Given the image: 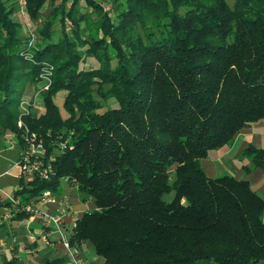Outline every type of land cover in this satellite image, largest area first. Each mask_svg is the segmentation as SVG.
<instances>
[{
  "label": "trees",
  "instance_id": "1",
  "mask_svg": "<svg viewBox=\"0 0 264 264\" xmlns=\"http://www.w3.org/2000/svg\"><path fill=\"white\" fill-rule=\"evenodd\" d=\"M100 1L110 10L94 0H0L1 133L22 150L33 133L53 157L47 179L20 176L12 196L57 194L66 180L94 206L69 242L90 245L103 264H264V197L200 165L264 120V0ZM46 65L43 107L25 113V90ZM108 101L116 106L99 112ZM241 157L246 173L264 169V149Z\"/></svg>",
  "mask_w": 264,
  "mask_h": 264
},
{
  "label": "crops",
  "instance_id": "2",
  "mask_svg": "<svg viewBox=\"0 0 264 264\" xmlns=\"http://www.w3.org/2000/svg\"><path fill=\"white\" fill-rule=\"evenodd\" d=\"M17 18L26 32V27L30 24L28 16L24 14V16L20 17L18 14ZM250 145L264 149V120L256 122L242 130L234 138L233 143L229 147L215 151L213 156H211V161H214L220 166L222 173L218 175L219 177L229 175L236 179L246 180L254 192L264 197V169H252L248 173L244 171L245 167L250 166V160L248 157H243L247 158L246 160L248 161H242L241 152ZM201 168L206 174L202 165ZM239 172H243L241 174L242 177L238 175ZM207 176L211 178L218 177ZM14 179L15 183L11 185L6 184L2 187L4 192L12 194L17 189L19 180L18 173L14 175ZM74 189L77 190L76 188ZM54 195L57 202L64 200L74 212L76 211L74 206L68 203L65 198L60 197L58 193ZM84 204L81 205L83 206ZM76 208L81 210V206L79 205ZM1 211L2 205H0ZM86 211L85 209L81 215ZM79 217H76V219ZM65 223L69 224V220H66ZM43 233L47 236L48 244L42 241ZM82 255L87 261V264H103V260L95 254L90 245L83 246ZM57 257H65V250L59 243V234L52 228L45 231L39 222L34 219L18 220L11 218L7 223L0 225V264H5V262H8L12 258L17 261V264H42V261L45 259L51 260Z\"/></svg>",
  "mask_w": 264,
  "mask_h": 264
},
{
  "label": "built area",
  "instance_id": "3",
  "mask_svg": "<svg viewBox=\"0 0 264 264\" xmlns=\"http://www.w3.org/2000/svg\"><path fill=\"white\" fill-rule=\"evenodd\" d=\"M102 6L103 10L109 11L110 8L100 0H94ZM66 30L69 29L70 22L65 21ZM34 38L31 37L28 41V48L33 46ZM25 58H31L28 53H25ZM52 74L51 67L44 66L39 75L40 81H44V89L48 88L51 83L50 76ZM34 104V102H33ZM29 103L23 102L22 111L27 113ZM25 106V107H24ZM20 125V124H19ZM24 149L20 153L16 161V169L18 175L30 178L36 175L40 178L47 179L51 173V163L53 157L47 154L43 140L33 133L23 134ZM28 177V178H29ZM3 194V195H2ZM0 200L2 201V211L0 212V225L6 223L16 215H28V219H34L39 222L42 228L46 231L52 228L59 234V243L65 250L64 264H87L81 249L69 242L70 230L76 225V217H74L72 210L61 200L57 202L55 195L46 190L43 191L36 199L29 202H23L20 197H14L12 194L7 195L0 189ZM69 220V224L65 221ZM45 244L49 241L45 233H43V240Z\"/></svg>",
  "mask_w": 264,
  "mask_h": 264
},
{
  "label": "rangeland",
  "instance_id": "4",
  "mask_svg": "<svg viewBox=\"0 0 264 264\" xmlns=\"http://www.w3.org/2000/svg\"><path fill=\"white\" fill-rule=\"evenodd\" d=\"M14 1H17L19 4H21V0H13V2ZM229 2L231 3L232 1L230 0ZM46 13H48L47 10H46ZM18 14L20 15V17H22V16H24L25 13L22 9H20V11L17 13V16H18ZM26 32H28L27 29H26ZM58 37H59V29H58V24L56 23L53 26L52 41H57ZM35 42H37V38L34 39V44H35ZM44 83H45L44 81H38L37 84L35 85V90H33L32 87H30V86H28L26 88L25 93L23 95V99L21 100V103H20V109L21 110L23 109V106H22L23 102H26L29 104L32 103L31 105L34 106L35 108H37L39 110L42 109L43 106H42V98L40 96V93H41V91L47 89V88L44 89V87H43ZM64 95H65V93L61 92L57 95V97L55 99V103L58 105V107L60 109L62 119H66L68 117L67 113L62 108V102H63ZM30 101H32V102H30ZM33 102H34V104H33ZM113 106H116L115 103L113 101H108V103L106 102L104 104H101V108L99 109V112H102L106 108H110ZM215 151H217V150H215ZM215 151L209 152L208 157L205 159H202L200 161L202 167L206 171V174L209 176H213V177L221 175V173H222L220 166H218L214 161H211V159H212L211 156H213ZM21 152H22V149L17 144L16 138L11 134L3 135L1 133V130H0V189H2V187L6 184L11 185L12 183H15L14 175H16L18 173V170L16 169L15 164H16V161L18 160ZM241 159H242V161H245V162L248 161V160H246L247 158L241 157ZM242 173L239 172L238 175H241ZM28 177L29 176L23 178L25 182H30L32 180V178H30L31 176L29 178ZM240 177H242V175ZM4 193L7 195H10L6 192H4ZM58 195L62 198H65L68 201V203H70L72 206H74V209L77 212L76 211L74 212L70 208L73 212L72 215H74V217H79L81 215V213L83 211H85V209L86 210H92L94 208L92 200H89L88 202H86L82 206L81 205V204H83L82 203V194L79 193L77 190H75L73 187H71L66 180L61 181ZM172 197H173V193L170 196L165 197V199L172 198ZM0 204H2L1 200H0ZM78 205L81 206V210L76 208V206H78ZM1 225H3V224H1ZM63 249H64V247H63ZM65 255H66V253H65Z\"/></svg>",
  "mask_w": 264,
  "mask_h": 264
}]
</instances>
